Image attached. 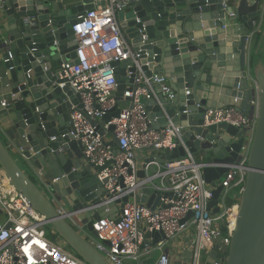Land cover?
I'll return each instance as SVG.
<instances>
[{
	"label": "water",
	"instance_id": "obj_1",
	"mask_svg": "<svg viewBox=\"0 0 264 264\" xmlns=\"http://www.w3.org/2000/svg\"><path fill=\"white\" fill-rule=\"evenodd\" d=\"M5 15L0 27V171L27 203L46 217L52 232L87 264H113L57 210L64 204L77 214L94 236L93 222L103 217L121 220L126 202L155 208L163 191L148 181L136 194L110 201L98 180L100 167L91 164L74 139L70 118L79 97L59 71L76 57L78 44L72 27L93 8V0H3ZM260 0H239L225 7L222 0H117L120 28L148 75H162L175 96L165 100L163 111L154 100H145L160 131L179 126L188 150L203 164L202 175L213 189L208 209L213 215L227 202L222 181L242 158L246 131L226 122L205 125L209 109L235 106L252 115L253 80L259 103L248 152L245 187L237 206L229 244L219 235L204 264H264V63L252 53V38L264 35L259 24ZM235 16L231 17L230 13ZM117 100L125 105L124 91L134 83L136 66L129 60L113 63ZM130 72V76L127 73ZM212 85L217 88L212 89ZM218 87L224 100L218 101ZM162 98L164 99L163 95ZM116 108L102 122L119 116ZM115 129L111 126V131ZM158 149L154 144L137 150L143 162L138 177L156 173L158 164L185 157L186 148ZM112 145H118L113 135ZM95 207V208H93ZM2 209L0 208V220ZM11 222L5 228L11 227ZM167 240L164 231L146 232L144 244ZM108 244V242H107ZM193 246L182 253L170 246V264H192ZM220 252H227L225 260Z\"/></svg>",
	"mask_w": 264,
	"mask_h": 264
},
{
	"label": "built area",
	"instance_id": "obj_2",
	"mask_svg": "<svg viewBox=\"0 0 264 264\" xmlns=\"http://www.w3.org/2000/svg\"><path fill=\"white\" fill-rule=\"evenodd\" d=\"M235 1L222 0V3L228 7ZM93 4V8L86 11L80 17L81 21L72 27L78 44L76 57L62 63L59 75L70 83L79 97V102L72 104L70 109L74 128L71 133L81 143L89 162L100 167L97 171L98 180L109 194V200L136 194L153 179L151 176L146 179L138 177L135 156L139 148L154 144L158 149H173L178 145L175 142V138H178L187 154L157 165L154 177L161 179V187L156 188L163 193L155 208L138 202L136 197L130 198L124 205L119 222L109 216L93 222L97 237L85 229L77 214L64 204L58 203L57 210L113 264H138L154 251L158 252L154 264H170L166 247L173 249V238L189 231L187 217L191 215L196 232L190 245L194 248L192 264H204V259L216 244V238L222 235L220 222L224 217L228 221V236H224V243L229 244L237 207L216 215L208 209L213 189L203 178V164L188 150L180 136V127L171 120L166 129L157 131L150 127L152 120L145 100H154L166 112L165 100L174 98L173 90L162 75L156 72L148 75L140 63L139 54L120 28L116 15L117 0H93ZM3 11L4 2L0 0V16ZM259 13L258 23L261 24L264 19V0L259 2ZM230 16L234 17L235 13L231 12ZM129 59L136 66L137 75L134 83L129 84L127 81L128 89L124 91V98L130 100L125 105H119L113 63ZM130 74L127 73L128 76ZM253 88L252 115L239 111L235 106L209 109L204 114L205 125L226 122L246 131L242 158L238 164L231 165L222 181L226 194L230 190H238L241 194L245 187V164L258 118L256 80H253ZM116 108L121 109L119 116L102 122L104 116ZM112 125L115 127L113 132ZM113 135L118 145L110 144ZM0 208V264H87L62 245L59 239L48 237L47 229L52 230L46 217L27 203L2 171ZM8 222L12 225L5 228ZM160 230L167 235V240L154 244L150 239L152 244H144L146 232Z\"/></svg>",
	"mask_w": 264,
	"mask_h": 264
},
{
	"label": "crops",
	"instance_id": "obj_3",
	"mask_svg": "<svg viewBox=\"0 0 264 264\" xmlns=\"http://www.w3.org/2000/svg\"><path fill=\"white\" fill-rule=\"evenodd\" d=\"M238 2H239V0H236L232 5H237ZM4 17H5V15L2 13V15L0 16V27H2ZM251 47H252V53L254 55H256L257 59L260 62L264 63V35L260 36V40L258 41L257 35L254 34L253 38H252V46ZM215 88H217V87L215 85H212V89H215ZM222 90L225 91V88L218 87L219 93H217L216 95H217L219 102H220V100L223 101L225 98L224 95L222 94ZM137 164H138L139 170H141L143 167V162L140 161ZM148 173L151 176L150 178H153L155 183H156V185H154V187L155 188L161 187V179L157 176L154 177L155 173H150V172H148ZM224 193H226V192H224ZM226 195L228 197L227 202L224 204L223 200H221L219 203L220 207L222 208L221 212L219 214H223L225 211H228L229 208L237 207L239 202H240L241 194L238 192V190H230L229 192H227ZM155 202H157V204H158V201H155ZM191 219H192V216L189 215L187 217V220L189 221V225H190L189 231L176 236L172 240L173 249H175L179 253H181L183 251V249L186 250L191 245V242L193 241V239L195 237V234H196L195 227L191 223ZM153 246H155V245H153ZM157 256H158V252L154 251L152 255L143 257V259L138 264H154V261L157 258ZM132 264H135V263H132Z\"/></svg>",
	"mask_w": 264,
	"mask_h": 264
},
{
	"label": "trees",
	"instance_id": "obj_4",
	"mask_svg": "<svg viewBox=\"0 0 264 264\" xmlns=\"http://www.w3.org/2000/svg\"><path fill=\"white\" fill-rule=\"evenodd\" d=\"M257 35V40L259 41L260 40V34H256ZM228 221L226 219V217L223 218V220H221L220 222V231H221V234L223 236H228ZM227 257V252H220L219 254V258L222 259V260H225V258Z\"/></svg>",
	"mask_w": 264,
	"mask_h": 264
},
{
	"label": "rangeland",
	"instance_id": "obj_5",
	"mask_svg": "<svg viewBox=\"0 0 264 264\" xmlns=\"http://www.w3.org/2000/svg\"><path fill=\"white\" fill-rule=\"evenodd\" d=\"M47 234L48 237L51 238L52 240H58L59 237L57 235H54L49 229H47ZM62 245L64 244L63 241L60 242ZM67 249H69L67 246H65Z\"/></svg>",
	"mask_w": 264,
	"mask_h": 264
}]
</instances>
